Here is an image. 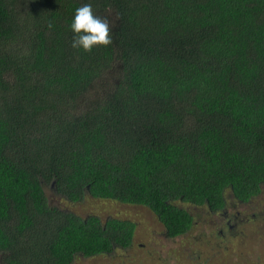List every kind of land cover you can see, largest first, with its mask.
<instances>
[{
    "label": "trees",
    "instance_id": "obj_1",
    "mask_svg": "<svg viewBox=\"0 0 264 264\" xmlns=\"http://www.w3.org/2000/svg\"><path fill=\"white\" fill-rule=\"evenodd\" d=\"M85 3L112 37L90 52L69 28ZM47 187L145 207L169 239L194 227L177 203L259 197L264 0H0V264L132 247L134 222L61 210Z\"/></svg>",
    "mask_w": 264,
    "mask_h": 264
},
{
    "label": "rangeland",
    "instance_id": "obj_2",
    "mask_svg": "<svg viewBox=\"0 0 264 264\" xmlns=\"http://www.w3.org/2000/svg\"><path fill=\"white\" fill-rule=\"evenodd\" d=\"M45 191L52 206L81 218L96 215L102 220L119 218L136 225L130 249L119 250L112 257L76 258L74 264H134L140 259L152 264H264V190L245 205L227 191L226 209L219 213H211L206 206L177 203L194 217V227L185 236L174 239L165 237L162 225L145 207L91 197L79 204H70L52 188L47 187ZM237 213L240 216L234 218ZM224 216L235 225L230 232L224 228Z\"/></svg>",
    "mask_w": 264,
    "mask_h": 264
},
{
    "label": "clouds",
    "instance_id": "obj_3",
    "mask_svg": "<svg viewBox=\"0 0 264 264\" xmlns=\"http://www.w3.org/2000/svg\"><path fill=\"white\" fill-rule=\"evenodd\" d=\"M53 27L49 22L48 28ZM69 28L73 33V49L90 52L96 46H108L112 43L109 21L95 15L91 3L82 4L75 9Z\"/></svg>",
    "mask_w": 264,
    "mask_h": 264
},
{
    "label": "flooded vegetation",
    "instance_id": "obj_4",
    "mask_svg": "<svg viewBox=\"0 0 264 264\" xmlns=\"http://www.w3.org/2000/svg\"><path fill=\"white\" fill-rule=\"evenodd\" d=\"M239 216H240V214L237 213V215H235L234 218H237V217H239ZM224 219H225L224 228H225V229H228V230H233V229L235 228V226H233V225L231 224V219L228 218L227 216H224ZM220 233H222V230L220 231Z\"/></svg>",
    "mask_w": 264,
    "mask_h": 264
}]
</instances>
